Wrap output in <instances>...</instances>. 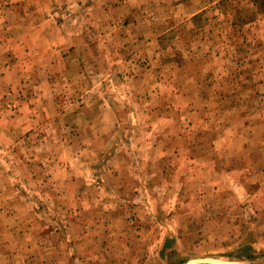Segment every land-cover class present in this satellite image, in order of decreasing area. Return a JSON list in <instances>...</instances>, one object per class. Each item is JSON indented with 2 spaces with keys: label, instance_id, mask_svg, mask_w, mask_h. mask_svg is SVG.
<instances>
[{
  "label": "rangeland",
  "instance_id": "rangeland-1",
  "mask_svg": "<svg viewBox=\"0 0 264 264\" xmlns=\"http://www.w3.org/2000/svg\"><path fill=\"white\" fill-rule=\"evenodd\" d=\"M247 256L264 0H0V264Z\"/></svg>",
  "mask_w": 264,
  "mask_h": 264
},
{
  "label": "water",
  "instance_id": "water-1",
  "mask_svg": "<svg viewBox=\"0 0 264 264\" xmlns=\"http://www.w3.org/2000/svg\"><path fill=\"white\" fill-rule=\"evenodd\" d=\"M245 263L247 264H264V257L259 258V259H250L246 261Z\"/></svg>",
  "mask_w": 264,
  "mask_h": 264
},
{
  "label": "crops",
  "instance_id": "crops-1",
  "mask_svg": "<svg viewBox=\"0 0 264 264\" xmlns=\"http://www.w3.org/2000/svg\"><path fill=\"white\" fill-rule=\"evenodd\" d=\"M249 260V259H248ZM247 260V261H248ZM235 262H240V263H245L246 261H240V260H238V261H235Z\"/></svg>",
  "mask_w": 264,
  "mask_h": 264
},
{
  "label": "trees",
  "instance_id": "trees-1",
  "mask_svg": "<svg viewBox=\"0 0 264 264\" xmlns=\"http://www.w3.org/2000/svg\"><path fill=\"white\" fill-rule=\"evenodd\" d=\"M248 249H249V248H248ZM246 258H247V259H251L252 257H250V256H247Z\"/></svg>",
  "mask_w": 264,
  "mask_h": 264
},
{
  "label": "bare ground",
  "instance_id": "bare-ground-1",
  "mask_svg": "<svg viewBox=\"0 0 264 264\" xmlns=\"http://www.w3.org/2000/svg\"><path fill=\"white\" fill-rule=\"evenodd\" d=\"M227 264H229V263H227Z\"/></svg>",
  "mask_w": 264,
  "mask_h": 264
}]
</instances>
